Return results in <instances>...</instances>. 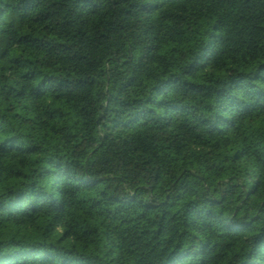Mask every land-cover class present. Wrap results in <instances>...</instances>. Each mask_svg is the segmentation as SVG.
Masks as SVG:
<instances>
[{
  "label": "trees",
  "instance_id": "obj_1",
  "mask_svg": "<svg viewBox=\"0 0 264 264\" xmlns=\"http://www.w3.org/2000/svg\"><path fill=\"white\" fill-rule=\"evenodd\" d=\"M0 264H264V0H0Z\"/></svg>",
  "mask_w": 264,
  "mask_h": 264
}]
</instances>
